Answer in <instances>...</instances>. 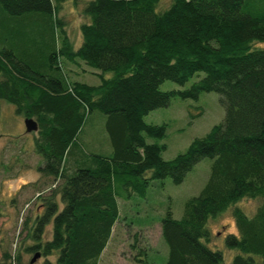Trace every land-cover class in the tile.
I'll return each instance as SVG.
<instances>
[{"label": "trees", "instance_id": "16d2710c", "mask_svg": "<svg viewBox=\"0 0 264 264\" xmlns=\"http://www.w3.org/2000/svg\"><path fill=\"white\" fill-rule=\"evenodd\" d=\"M66 1L0 0V101L36 123L41 163L29 187L58 183L27 229L26 252L38 254L39 264H99L118 218L116 198L143 197L154 180L180 184L209 159L206 182L181 217L167 210L160 220L163 264H224L221 251L207 247V225L231 207L228 264H264V47L254 46L264 44V0H170L162 10L160 0H72L83 18L76 44L58 16ZM31 35L30 44L38 36L51 46L38 68L27 46L17 56L2 46ZM82 66L112 77L97 86L70 80ZM193 77L187 89H159ZM211 92L223 109L220 123L164 161V146L147 139L162 138L165 127L143 118L174 97ZM94 113L103 117L111 152L85 157L76 140ZM242 199L258 200L253 216L234 207ZM140 254L135 260L145 264Z\"/></svg>", "mask_w": 264, "mask_h": 264}, {"label": "rangeland", "instance_id": "374dc122", "mask_svg": "<svg viewBox=\"0 0 264 264\" xmlns=\"http://www.w3.org/2000/svg\"><path fill=\"white\" fill-rule=\"evenodd\" d=\"M169 2L170 0H160L158 9L167 8ZM78 9L75 10L72 0H68L58 14L66 23V33L73 44L77 43L78 26L83 22L82 16L76 14ZM15 32L21 34L18 30ZM44 38L47 40V37ZM31 39L32 35L19 36L17 41L6 42L2 46L12 49L16 56L21 49L24 52L23 48L27 46L37 63L35 68H38L42 60L40 55L48 52L51 46L47 41L45 44L37 42L38 36L35 43L30 44ZM254 46L264 47V44ZM82 69V73L70 77V80L97 86L102 79L112 77L109 72L102 73L86 66H82ZM66 70L76 73L80 71L72 66H68ZM198 76L200 78L202 74L199 73ZM195 81L196 77H193L182 87L164 81L159 89L184 90ZM26 118L17 114L9 103L0 101V264H29L32 255L25 250L30 245L27 229L32 224L37 209H40L41 199L51 193L57 194L58 183L54 185L50 179L39 189L29 187L39 177L36 168L41 159L33 146L37 134L24 131L23 121ZM222 118L223 109L218 103V97L211 92L200 93L196 100L174 97L167 106L149 112L143 122L164 125V136L160 139H147V142L163 145L161 158L169 161L185 152L194 139L205 136ZM76 144L85 157L90 154L108 155L111 152L102 116L94 113L86 117ZM67 161L71 163L72 160L67 158ZM210 165L209 159L199 161L177 185H173L169 179L150 181L143 197L132 194L125 199L116 198L118 218L99 264H140L135 257H141L138 255L142 251L145 253V264H163L167 257V247L160 237V220L167 210L173 219L181 217L185 201L197 196L205 184ZM63 167L67 170L69 166ZM37 193H40L39 198ZM257 205L258 200L242 199L234 207L251 217ZM231 209L232 207L207 225L210 234L207 247L221 251L224 264H228L235 254L234 250L226 249L223 244L226 234L235 233ZM40 262L41 259L38 258L34 264Z\"/></svg>", "mask_w": 264, "mask_h": 264}, {"label": "water", "instance_id": "95a60500", "mask_svg": "<svg viewBox=\"0 0 264 264\" xmlns=\"http://www.w3.org/2000/svg\"><path fill=\"white\" fill-rule=\"evenodd\" d=\"M23 126H24L25 133H31L37 130L36 123L30 118L24 119ZM38 258H39V255L34 254L29 260V264H34Z\"/></svg>", "mask_w": 264, "mask_h": 264}, {"label": "flooded vegetation", "instance_id": "af4514ba", "mask_svg": "<svg viewBox=\"0 0 264 264\" xmlns=\"http://www.w3.org/2000/svg\"><path fill=\"white\" fill-rule=\"evenodd\" d=\"M24 131H25V130H24ZM31 133H35V134H36L37 132H31Z\"/></svg>", "mask_w": 264, "mask_h": 264}]
</instances>
